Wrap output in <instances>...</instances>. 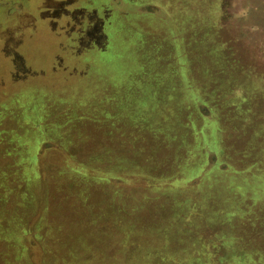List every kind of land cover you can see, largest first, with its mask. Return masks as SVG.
<instances>
[{"label": "rangeland", "instance_id": "obj_1", "mask_svg": "<svg viewBox=\"0 0 264 264\" xmlns=\"http://www.w3.org/2000/svg\"><path fill=\"white\" fill-rule=\"evenodd\" d=\"M82 1L0 0V264H253L264 0H103L86 52Z\"/></svg>", "mask_w": 264, "mask_h": 264}, {"label": "flooded vegetation", "instance_id": "obj_2", "mask_svg": "<svg viewBox=\"0 0 264 264\" xmlns=\"http://www.w3.org/2000/svg\"><path fill=\"white\" fill-rule=\"evenodd\" d=\"M79 4L82 6V7L80 6L81 10L79 13L80 14L83 13L78 18L79 24H77L76 26V29L78 28L79 30H76L74 28V25H73L72 30H75L76 37H79V42H80V45L82 46L80 51L86 52V51L96 50L98 48L102 50V48L107 46V42L109 40L107 28L108 26L110 28L112 24L114 23V21L116 20L114 19L115 15L113 17L112 15L113 13L118 12L116 10L118 7V4L112 5L111 3V5L107 7V5L104 4L103 0H102V3L98 5L99 8H97V6L96 7L92 6L91 4L87 2V0H83L82 3H79ZM14 5L19 6L18 2H15L13 6ZM68 7L69 6L57 8L54 10L51 9V13H53V16L55 18L54 21L58 20L60 22L61 19H66L67 21L66 33L70 35L71 23L69 22L68 19L74 20L75 18L71 17L70 13L72 12H68ZM7 41L8 39L5 40L6 45H7ZM10 41L13 42V45L15 48H17L18 44L20 43V39L18 41L16 37L15 39L11 38ZM75 42H76V39H74L73 43ZM12 61L16 62V58L13 55H12Z\"/></svg>", "mask_w": 264, "mask_h": 264}, {"label": "trees", "instance_id": "obj_3", "mask_svg": "<svg viewBox=\"0 0 264 264\" xmlns=\"http://www.w3.org/2000/svg\"><path fill=\"white\" fill-rule=\"evenodd\" d=\"M106 47V46H105ZM91 51H93V50H91ZM111 64H113V63H110V62H107V63H105L104 62V68H108V67H113V68H117L115 65H120V63H119V61H116V63L114 64V65H111ZM103 68V69H104ZM116 81V80H115ZM117 81H118V78H117ZM116 81V83L118 84V82ZM119 87V86H118ZM144 119V121L147 123H149L150 121H148L149 119H145V118H143ZM254 165H256V164H254ZM164 176H166V177H164V178H167V177H169L170 179H171V181H173V178H175V177H172L173 175H171V177L170 176H167L166 174L164 175ZM166 180V179H165ZM175 180H177V179H175ZM263 181H264V178H261V180H259L258 182H250V183H248L247 184V186L246 187H243L244 189H249L250 191H252L253 192V196H252V198H254L255 197V195H259L260 193H257L256 191H255V187H256V185H259V186H261V183H263ZM251 184H253V185H251ZM262 187H264V185H262ZM258 192H260V191H258ZM239 197V196H238ZM239 251H241V250H238L237 251V253L239 252ZM210 255H213V257L212 258H216L217 257V255L216 254H213L212 252L210 253ZM207 256V255H206ZM208 258H209V254H208ZM221 258V257H220ZM238 258H241V253H240V255L238 256Z\"/></svg>", "mask_w": 264, "mask_h": 264}, {"label": "crops", "instance_id": "obj_4", "mask_svg": "<svg viewBox=\"0 0 264 264\" xmlns=\"http://www.w3.org/2000/svg\"><path fill=\"white\" fill-rule=\"evenodd\" d=\"M242 248L243 247H241V252H243L244 254L241 253V259H242V261H244L245 260V254L246 253H245V248H243V249ZM252 250L254 252H251ZM252 250L249 249V251L251 252V254H253V259H252V263L253 264H256V261H257L256 258L257 257H259L260 259H263L264 260V246H260L259 245V247H255V245H254V248ZM258 264H260V263H258Z\"/></svg>", "mask_w": 264, "mask_h": 264}]
</instances>
